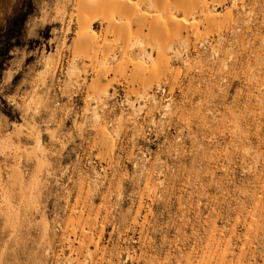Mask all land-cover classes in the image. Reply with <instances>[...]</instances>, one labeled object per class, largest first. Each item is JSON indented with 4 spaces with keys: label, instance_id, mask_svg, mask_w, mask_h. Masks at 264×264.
I'll return each mask as SVG.
<instances>
[{
    "label": "rangeland",
    "instance_id": "1",
    "mask_svg": "<svg viewBox=\"0 0 264 264\" xmlns=\"http://www.w3.org/2000/svg\"><path fill=\"white\" fill-rule=\"evenodd\" d=\"M219 5L145 88L82 3L0 0V264H264V0Z\"/></svg>",
    "mask_w": 264,
    "mask_h": 264
},
{
    "label": "bare ground",
    "instance_id": "2",
    "mask_svg": "<svg viewBox=\"0 0 264 264\" xmlns=\"http://www.w3.org/2000/svg\"><path fill=\"white\" fill-rule=\"evenodd\" d=\"M73 1H76L77 4L82 3L84 5L83 12L78 16L79 27L75 43V48L81 52L79 57H85L84 60H86L87 57H103L111 61L113 58L119 56L123 62L127 60L125 62L128 63V61H130L128 60L129 54H131L130 52L132 50L138 49L140 52L139 54L144 56L148 53V49H151L153 53H157L158 55L150 65L147 64L145 60H139L134 63L130 61L128 65H126L128 66L132 79L140 86L146 88V82L148 80L150 84L152 82L150 80H156L158 83L162 79H170L167 81L168 83L172 81L174 72L171 68V55L174 53L177 45H182L185 40L188 42L190 39L200 41V38L204 34H206V36H215L216 34L220 35V32L222 33L223 27L221 24L223 20L220 19L222 16L220 17L218 14H212L214 10L211 11V6L214 5V2L222 6L228 0ZM234 1L236 2V0ZM237 1L239 4V0ZM242 1L244 2V0H241V2ZM228 14L230 16H228ZM228 14H225L226 19L227 16L231 17L228 18L229 20L232 19L231 13L228 12ZM98 15H103L104 18H99ZM223 17V22L228 21L225 24L229 23L232 25V20H226L224 15ZM97 23L104 26L103 32L105 41L112 38L116 42L115 45H109L108 42L107 45L106 42H99L98 36L92 31L93 26ZM192 41H189L190 44ZM198 41L194 42L197 43ZM108 73L109 70H103L101 75L106 76ZM174 83L175 80L172 81V85ZM231 119L233 118L231 117ZM105 129L106 128H104V130ZM99 135H101L100 141L102 140L104 145H106V147H103L107 148V150H111L112 146L109 135L105 131H101ZM84 237L89 241L87 235ZM212 244H210V246H212ZM210 246L208 248H210ZM213 247H215L214 244ZM211 249L210 251L213 252V249ZM211 252L209 253L211 254ZM214 254L217 255V253ZM214 254H211L212 257ZM218 258L221 257L218 256L216 261ZM224 261L226 260L224 259ZM217 263H219V260ZM206 264H208L207 261Z\"/></svg>",
    "mask_w": 264,
    "mask_h": 264
}]
</instances>
